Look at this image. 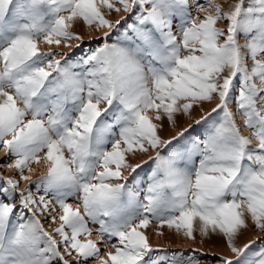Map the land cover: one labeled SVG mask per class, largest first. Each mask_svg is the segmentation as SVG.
<instances>
[{"label":"snow or ice","instance_id":"6c2138e0","mask_svg":"<svg viewBox=\"0 0 264 264\" xmlns=\"http://www.w3.org/2000/svg\"><path fill=\"white\" fill-rule=\"evenodd\" d=\"M0 150V264H264V0H0Z\"/></svg>","mask_w":264,"mask_h":264},{"label":"rangeland","instance_id":"374dc122","mask_svg":"<svg viewBox=\"0 0 264 264\" xmlns=\"http://www.w3.org/2000/svg\"><path fill=\"white\" fill-rule=\"evenodd\" d=\"M217 3L221 4H227L230 2V0H216ZM202 15V14H201ZM111 19L115 20L118 19L119 17L115 14L112 13ZM219 26H223L222 24ZM79 35L83 36L85 45L93 39L97 34L95 32H92L89 28L84 26L82 22H78L73 29H70ZM72 43H79L78 41H73ZM44 50H48L45 48ZM53 51H62V52H68L69 49L66 48H60V49H52ZM59 58V57H57ZM214 104H206L205 105V110H209L211 107H213ZM193 116L198 118L199 117V112L195 111L193 112ZM190 121L188 120L187 117H179L178 118V123L176 127H172L167 120L165 119L163 121V130L161 131V135L165 138H171L172 136L176 135L183 127H186ZM242 124V121L240 122ZM244 135H249L248 130H243ZM7 157L5 156V153L0 150V162H3ZM131 163H141L142 160L147 159L146 156H142L141 154H137L136 157H129L128 158ZM33 173L32 178L36 179L39 175L43 174L46 172V165L41 163V164H35L33 165ZM0 174L2 175H7V176H13L17 177L18 175L16 173L15 169H6V168H0ZM27 174V173H26ZM27 182H22L21 187H26ZM49 230H51V227H55V225L49 226L48 224L45 225ZM157 231H162L164 234L163 235H157ZM146 234L148 235L151 244L153 247H159L162 249H166L168 253H171L173 251L179 252V251H191L192 249L198 250V252H203L207 254V256L210 258L213 253L217 255H227L228 251L227 248L225 247L223 241L219 237H213L211 240H205L203 243L201 242V238L199 236V233H195L196 239L195 240H190L183 235L177 234L174 230H170L167 227L159 229L155 223L151 224L149 228L146 231ZM256 236H264V234L259 233L258 231H249L245 233V235L241 236L240 240L238 241V244H243L247 242V240L252 239ZM95 239V235L92 237ZM57 239H59L57 237ZM219 243V245H217ZM102 247V251H103Z\"/></svg>","mask_w":264,"mask_h":264},{"label":"bare ground","instance_id":"6f19581e","mask_svg":"<svg viewBox=\"0 0 264 264\" xmlns=\"http://www.w3.org/2000/svg\"><path fill=\"white\" fill-rule=\"evenodd\" d=\"M83 24V23H82ZM241 244V243H240ZM217 245H219V243L217 244Z\"/></svg>","mask_w":264,"mask_h":264}]
</instances>
